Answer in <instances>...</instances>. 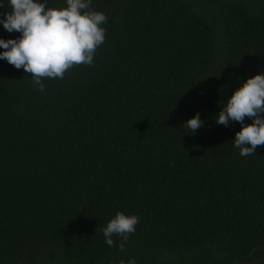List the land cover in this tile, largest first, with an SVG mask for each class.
I'll list each match as a JSON object with an SVG mask.
<instances>
[{
    "label": "trees",
    "instance_id": "trees-1",
    "mask_svg": "<svg viewBox=\"0 0 264 264\" xmlns=\"http://www.w3.org/2000/svg\"><path fill=\"white\" fill-rule=\"evenodd\" d=\"M90 7L106 15L91 65L41 77L40 91L32 74L0 60V264L264 256L251 255L264 246V145L242 157L233 142L242 125L216 123L234 92L264 73V3ZM20 35L0 23V38ZM197 113L205 126L192 134L184 124ZM117 212L140 218L124 252L101 231Z\"/></svg>",
    "mask_w": 264,
    "mask_h": 264
},
{
    "label": "clouds",
    "instance_id": "clouds-1",
    "mask_svg": "<svg viewBox=\"0 0 264 264\" xmlns=\"http://www.w3.org/2000/svg\"><path fill=\"white\" fill-rule=\"evenodd\" d=\"M67 5L56 9L48 7L47 0H9V11L0 12L5 30L21 33L17 39L0 38V47L5 49L0 52V60L32 74L40 91L45 88L41 77H63L74 64L91 65L93 53L105 40L106 30L100 25L106 22V15L91 11V0H67ZM4 7L5 3L0 2V8ZM82 9L87 11L81 14ZM217 116L219 125L228 127L232 122L242 125L233 141L242 157L256 154L257 146L264 145V73L249 78L238 88ZM245 117L253 122L245 124ZM184 126L195 134L205 126V121L197 113ZM139 219L117 212L107 227L101 229L106 244L113 246L115 235L120 238L119 250L126 251ZM127 264H136L135 258Z\"/></svg>",
    "mask_w": 264,
    "mask_h": 264
},
{
    "label": "flooded vegetation",
    "instance_id": "flooded-vegetation-1",
    "mask_svg": "<svg viewBox=\"0 0 264 264\" xmlns=\"http://www.w3.org/2000/svg\"><path fill=\"white\" fill-rule=\"evenodd\" d=\"M251 1H254V2H263L264 3V1L263 0H259V1H255V0H251ZM132 258V257H131ZM131 258H129V259H131ZM262 258H264V256L262 255V256H260V257H257V258H253V260L252 261H255V260H258V259H262ZM129 259H127V257H125V256H121V257H119L118 259H116V258H109L107 261H105V262H94V263H88V264H122V262H124V264H127V261L129 260ZM151 259V260H150ZM169 261L170 260V262L171 263H168V262H161V261ZM141 262L142 263H144V262H149V264H184V262L183 261H180L179 263H177V262H175L173 259H169V258H160V259H153V258H148V261H146V259H145V256L143 255V256H141L140 258H139V261L138 262H136V264H141ZM81 264V263H80ZM82 264H87V263H82ZM258 264H262V263H258Z\"/></svg>",
    "mask_w": 264,
    "mask_h": 264
},
{
    "label": "water",
    "instance_id": "water-1",
    "mask_svg": "<svg viewBox=\"0 0 264 264\" xmlns=\"http://www.w3.org/2000/svg\"><path fill=\"white\" fill-rule=\"evenodd\" d=\"M255 1H259V0H255ZM258 250L261 251L262 253H264V246H261L259 248L254 249L251 255H253ZM161 262L171 263L170 261H164V260L161 261ZM258 263H263L264 264V258L258 259V260H255V261H252V260H241V261H238V262H236L234 264H258Z\"/></svg>",
    "mask_w": 264,
    "mask_h": 264
}]
</instances>
